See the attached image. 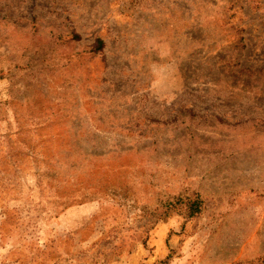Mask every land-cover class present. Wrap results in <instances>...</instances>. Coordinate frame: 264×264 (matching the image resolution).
<instances>
[{
	"label": "rangeland",
	"instance_id": "rangeland-1",
	"mask_svg": "<svg viewBox=\"0 0 264 264\" xmlns=\"http://www.w3.org/2000/svg\"><path fill=\"white\" fill-rule=\"evenodd\" d=\"M0 264H264V0H0Z\"/></svg>",
	"mask_w": 264,
	"mask_h": 264
},
{
	"label": "trees",
	"instance_id": "trees-1",
	"mask_svg": "<svg viewBox=\"0 0 264 264\" xmlns=\"http://www.w3.org/2000/svg\"><path fill=\"white\" fill-rule=\"evenodd\" d=\"M97 44L100 45L101 42L98 40ZM171 208H167V210L162 213L161 217L166 218L171 213ZM199 210V201L196 199H187L185 203V209H184V216L186 218H190L194 216Z\"/></svg>",
	"mask_w": 264,
	"mask_h": 264
}]
</instances>
